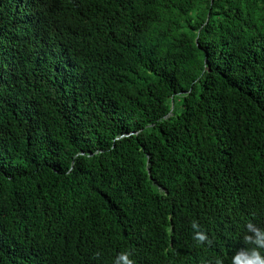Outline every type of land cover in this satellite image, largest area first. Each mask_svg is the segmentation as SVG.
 Wrapping results in <instances>:
<instances>
[{
  "label": "trees",
  "instance_id": "16d2710c",
  "mask_svg": "<svg viewBox=\"0 0 264 264\" xmlns=\"http://www.w3.org/2000/svg\"><path fill=\"white\" fill-rule=\"evenodd\" d=\"M252 250L264 0H0V264Z\"/></svg>",
  "mask_w": 264,
  "mask_h": 264
},
{
  "label": "clouds",
  "instance_id": "9594fccd",
  "mask_svg": "<svg viewBox=\"0 0 264 264\" xmlns=\"http://www.w3.org/2000/svg\"><path fill=\"white\" fill-rule=\"evenodd\" d=\"M198 238L203 241L205 239V236L202 234H198ZM129 253H121L120 257L118 258L117 264H120V261H123V264H135L134 260L129 259ZM251 256L256 258L257 260H260V264H264V259H261L259 256V253L256 250H252ZM250 264L252 262L250 261Z\"/></svg>",
  "mask_w": 264,
  "mask_h": 264
},
{
  "label": "rangeland",
  "instance_id": "374dc122",
  "mask_svg": "<svg viewBox=\"0 0 264 264\" xmlns=\"http://www.w3.org/2000/svg\"><path fill=\"white\" fill-rule=\"evenodd\" d=\"M176 113L177 114H180L181 113V110L180 109H176Z\"/></svg>",
  "mask_w": 264,
  "mask_h": 264
},
{
  "label": "water",
  "instance_id": "95a60500",
  "mask_svg": "<svg viewBox=\"0 0 264 264\" xmlns=\"http://www.w3.org/2000/svg\"><path fill=\"white\" fill-rule=\"evenodd\" d=\"M172 109H173V104H172Z\"/></svg>",
  "mask_w": 264,
  "mask_h": 264
}]
</instances>
